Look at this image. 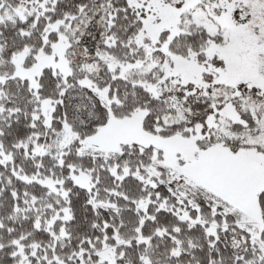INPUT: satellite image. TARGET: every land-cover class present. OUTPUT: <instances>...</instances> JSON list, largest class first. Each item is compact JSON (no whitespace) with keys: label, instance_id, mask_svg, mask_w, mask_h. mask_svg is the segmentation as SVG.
<instances>
[{"label":"snow or ice","instance_id":"snow-or-ice-1","mask_svg":"<svg viewBox=\"0 0 264 264\" xmlns=\"http://www.w3.org/2000/svg\"><path fill=\"white\" fill-rule=\"evenodd\" d=\"M0 264H264V0H0Z\"/></svg>","mask_w":264,"mask_h":264}]
</instances>
